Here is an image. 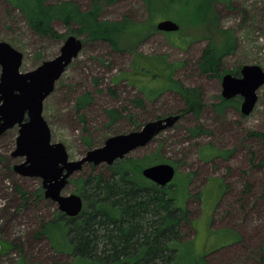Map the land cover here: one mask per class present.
<instances>
[{
    "label": "rangeland",
    "instance_id": "374dc122",
    "mask_svg": "<svg viewBox=\"0 0 264 264\" xmlns=\"http://www.w3.org/2000/svg\"><path fill=\"white\" fill-rule=\"evenodd\" d=\"M53 1H70L83 11L96 2ZM185 2H175L169 14L160 12L154 17L144 0L100 4L103 20L126 19L132 26L145 28L152 25L146 35L141 30L138 37L127 40L132 52H118L108 43L75 34L79 30L75 23L55 21L53 27L60 38L39 36L20 11L0 0V41L23 53L21 72L26 73L57 57L68 36L82 39V52L44 102L43 112L52 143H63L71 161L103 146L111 136L138 131L148 122L184 110L179 94L163 91L167 84L161 82L156 64L160 57L175 63L174 80L185 88L201 89L202 112L199 116L187 114L127 158L155 155L157 161L151 164L170 163L177 170L173 181L178 188L176 201L189 208L194 223L192 228H184L189 234L182 240L183 257L178 264H203L204 257L207 264H264V167L260 166L264 141L251 135L264 133V86L258 91V103L248 117L241 114V99L230 104L221 102L226 72L245 65H257L264 70V0H217L211 18L218 25L209 24L208 29L191 23H203L204 17L194 18L189 11L193 0L189 7L184 6ZM208 4L202 5L205 13ZM166 19L178 23L181 30L159 33L154 26ZM222 31L233 33L237 52L224 59L222 78L209 77L200 71L198 61L208 44L223 41ZM130 35L133 34H127ZM136 60L147 65L137 71L133 69ZM1 75L0 67V78ZM86 93L90 95V105L77 112L76 102ZM110 111L117 112L116 120L111 118ZM196 127L203 128L205 133L194 137L189 130ZM17 137V127L0 136V244L9 249H0V264H72L73 258L56 252L46 235L36 237L41 227L60 212L56 203L41 195L42 179L14 172V165L24 161L12 157ZM106 166L97 167L101 170ZM91 170V165H85L71 177L62 194H76V180ZM19 189L27 194L26 199Z\"/></svg>",
    "mask_w": 264,
    "mask_h": 264
},
{
    "label": "trees",
    "instance_id": "16d2710c",
    "mask_svg": "<svg viewBox=\"0 0 264 264\" xmlns=\"http://www.w3.org/2000/svg\"><path fill=\"white\" fill-rule=\"evenodd\" d=\"M3 1L20 11L30 29L39 36L60 38L53 23L58 20L66 25L75 23L79 26L75 34L83 35L90 41L108 43L118 52H132L129 47L131 42L127 40L138 37L141 30L145 31L146 35L152 27L132 26L126 19L123 22L101 19L99 5L112 4L119 0H96L93 7L87 11L70 1ZM183 1L144 0V3L150 16L154 17L160 12L169 14L167 12L175 2L181 4ZM216 1L193 0L190 6L191 0H186L184 6H190L189 11L194 18L204 17L203 23H191L207 29V25L216 24L211 18ZM204 3H209L206 13L202 9ZM154 28L156 29L155 26ZM222 35L223 41L220 44H208L198 61L200 71L209 77L222 78L224 59L237 52V40L233 33L222 31ZM210 39H213V36ZM145 64L136 60L133 69H144ZM156 64L161 82L167 84L163 91L171 90L183 98L185 108L181 112L199 116L204 107L201 89L185 88L175 81L173 76L177 65L168 63L167 57L158 58ZM229 73L239 76L240 69ZM90 102V95L86 93L77 100L76 111L81 112ZM224 103L227 104L225 101ZM109 115L113 120L119 116L116 111H110ZM189 133L198 137L205 131L196 127L190 129ZM251 135L264 141V133L254 132ZM154 156L144 159L125 157L101 170L91 165L92 170L76 180V193L83 199L81 214L70 218L58 213L53 221L41 227L36 237L46 235L56 252L68 254L73 258L72 264H178L183 257L180 252L184 243L182 240L189 234L184 228L188 225L192 228L194 223L189 208L177 204L178 188L174 187L173 182L162 188L143 177V169L157 161ZM260 164L264 167V156ZM19 192L26 199L27 194L21 189ZM1 244L2 252L9 251L6 245ZM262 252L264 254V246ZM204 259L206 260V257ZM205 260L203 264H207ZM261 263H264V259Z\"/></svg>",
    "mask_w": 264,
    "mask_h": 264
},
{
    "label": "water",
    "instance_id": "95a60500",
    "mask_svg": "<svg viewBox=\"0 0 264 264\" xmlns=\"http://www.w3.org/2000/svg\"><path fill=\"white\" fill-rule=\"evenodd\" d=\"M159 33H177L178 23L166 19L156 24ZM83 41L77 36L66 38L60 54L44 61L35 70L21 72L24 55L9 43L0 41V136L18 128L13 158H23L14 165V172L22 177L40 178L44 197L56 203L60 213L74 218L83 210L79 194L62 193L73 175L85 165L112 166L131 152L148 146L165 130L179 120L171 115L146 123L140 130L109 137L103 146L93 148L77 161H71L63 143H52L51 129L43 116L44 102L55 91L56 84L83 50ZM264 86V70L257 65H245L241 76L229 73L222 78V97L242 98L241 114L248 117L258 103V91ZM177 170L170 163H157L142 171L145 179L166 188L176 177Z\"/></svg>",
    "mask_w": 264,
    "mask_h": 264
},
{
    "label": "flooded vegetation",
    "instance_id": "af4514ba",
    "mask_svg": "<svg viewBox=\"0 0 264 264\" xmlns=\"http://www.w3.org/2000/svg\"><path fill=\"white\" fill-rule=\"evenodd\" d=\"M178 33V32H177ZM242 68V67H241ZM229 72L230 71H228V72H226V74H229ZM226 74H224V75H226ZM232 74V73H231ZM223 75V76H224ZM234 76H236V75H234ZM241 76V69H240V74H239V76H237V77H240ZM222 91H223V88H222ZM237 98H239V99H241L240 101H241V104H242V98L241 97H236V98H233V99H231V100H225L223 97H222V93H221V102H223L224 103V101L225 102H227V104H230L231 103V101L232 100H234V99H237ZM203 101H204V98H203ZM175 115H178L180 118H179V120L178 121H180L184 116H186L187 115V113H185V112H179V113H177V114H175ZM171 116V115H170ZM168 117V116H167ZM164 118H166V117H164ZM160 119H163V118H160ZM177 121V122H178ZM176 122V123H177ZM176 176H177V173H176ZM175 180V179H174ZM42 187H43V182H42ZM43 196H44V190H43ZM46 199V198H45ZM60 214H62V213H60ZM64 215V214H63ZM66 216V215H65Z\"/></svg>",
    "mask_w": 264,
    "mask_h": 264
}]
</instances>
